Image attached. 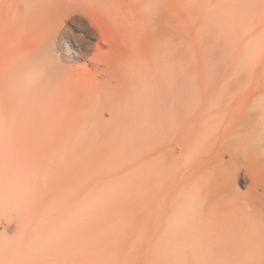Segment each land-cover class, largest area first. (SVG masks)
<instances>
[{"label": "bare ground", "instance_id": "bare-ground-1", "mask_svg": "<svg viewBox=\"0 0 264 264\" xmlns=\"http://www.w3.org/2000/svg\"><path fill=\"white\" fill-rule=\"evenodd\" d=\"M195 1L0 0L1 173L31 163L63 203L96 198L99 236L133 193L139 254L155 264H264V0Z\"/></svg>", "mask_w": 264, "mask_h": 264}, {"label": "rangeland", "instance_id": "rangeland-1", "mask_svg": "<svg viewBox=\"0 0 264 264\" xmlns=\"http://www.w3.org/2000/svg\"><path fill=\"white\" fill-rule=\"evenodd\" d=\"M189 1H191V3H189L191 6H194L195 5V3L194 2H196L195 0H194V2L192 3V0H189ZM42 7H44V5H42ZM210 14V18L213 20V22L219 27V29H220V32L221 33H224V37H227V35L225 34V30H224V26H225V16L220 12V9L219 8H216V9H214L213 10V12H209L208 13V15ZM22 25H24V24H22ZM68 26H70L71 27V24H68ZM23 28H25V26H22ZM22 31H24V30H22ZM22 31H20L18 34L21 36V38H19L20 39V41H22V40H24V44H26V43H28L29 42V39H28V36H26V34H25V32H22ZM3 152H4V150H3ZM255 155L258 157V158H263L264 159V157H261V154L260 153H258V152H256L255 153ZM11 156H13V155H11ZM16 155H14L13 157H15ZM53 157L54 156H56V157H54L53 159H54V161L56 160V161H58L57 159H58V152H57V154L55 153V154H53L52 155ZM262 156H263V154H262ZM23 160V159H22ZM23 161H25V160H23ZM23 161H21L20 160V162H23ZM55 161V162H56ZM24 163V164H23ZM22 164H21V167L23 166V165H26V166H28V167H26L27 168V170H23L22 168H20V171H21V173H22V170H23V173L22 174H20V172L19 173H17L18 174V177L20 178L21 176H22V178H20V180L18 181V179L19 178H16L17 177V174H14L13 173V171L11 172V173H13V174H11L10 173V175L11 176H5L4 174H2L1 173V168H2V164L0 163V182H1V184H0V264H98L99 262L100 263H102V264H155L154 262H152V261H150V260H144L143 258H141V255L139 254L140 253V251H139V249H140V247H139V239H140V230H139V227H138V219H137V215L139 214L138 212H139V207H140V205L138 204V203H140V201L138 200V198H136V196L132 193V194H130V193H128V192H126V193H124V197L126 198V200L124 199H122V198H117V199H115L114 201H118L119 200V202H115V203H119V204H117V206H115L116 208H115V210H113L114 212H113V214H112V217L108 220V222H106L105 221V223H103L104 222V220H103V218L104 217H102L101 219L103 220V221H101L100 219V222L102 223V225H101V227L104 225L105 226V228L106 229H108L110 232H106V231H108V230H106V229H104V226L101 228V230H102V234H104L105 233V236H102L101 235V230L100 231H98L97 233H100V236L98 235V234H96L95 235V232L96 231H93L94 230V228L92 227V225H93V223L91 224V226L89 225L91 222H93V220L91 219L92 218V216L90 217V220H87V219H89V217H88V213H91V209H89V206L90 205H92L93 206V204H94V201H95V199L96 198H69V197H67L66 196V199L64 200L63 199V201H66L67 200V198L69 199V200H67V203L66 202H62V199H61V197H63V198H65V195H66V191H68V190H66L65 192L66 193H63V194H65L64 196H61L62 194H61V191H63V190H61L60 192H59V190H58V181H56V185L55 186H57L56 187V190H55V194H53V196H51V195H49V194H47V193H45L44 192V190H46V186H45V184H46V182L44 181L45 179H46V181L47 180H49V179H47L48 178V176H46L45 174H43V176L45 175L46 177H42L41 175V173H43L42 171H43V169L42 168H38V167H36L35 165H33V164H31V163H27V164H25V162H23ZM47 166H48V164H46ZM37 169H39V170H37ZM49 167V166H48ZM24 168V167H23ZM25 168V169H26ZM22 169V170H21ZM36 170L37 171H39V176H37V173H36ZM44 170H45V168H44ZM48 170V169H47ZM46 170V171H47ZM26 172V175L27 176H29V179H27L28 177L25 175V172ZM36 173V175H34L35 173ZM34 173V174H33ZM45 173V172H44ZM20 175V176H19ZM26 176V177H25ZM32 177V179H30L31 177ZM23 177H24V181L25 180H27L25 183H26V185H25V183H23L24 181H23ZM37 177H39L38 179H37ZM40 177L41 178H43V180L42 179H40ZM8 178V179H7ZM35 178V180H33ZM45 178V179H44ZM14 179V180H13ZM12 180V181H11ZM15 180H16V183H15ZM30 180V181H29ZM33 180V182H35V183H33L32 184V181ZM2 181H3V183H2ZM28 181H29V183L30 184H28L27 185V183H28ZM38 181H40V183H38ZM41 181H44V183H42ZM18 182V183H17ZM22 182V183H21ZM48 182V181H47ZM20 183L22 184V185H20ZM40 184V185H44L45 186V188L41 191L40 189H41V187H40V185H37V184ZM11 184H13L12 186H11ZM14 184H17L16 186H17V188H19V190L16 188V186L14 185ZM3 186L5 187V190L4 189H2L3 188ZM6 186L8 187V189L6 188ZM19 186H21V189H20V187ZM23 186H25L26 188H24ZM37 186V187H36ZM44 186H42V188L44 187ZM47 186H48V183H47ZM74 187H75V184L73 185ZM31 187H33V188H31ZM74 187H73V189H74ZM15 188V189H14ZM24 188V189H23ZM28 188V189H27ZM38 188V189H37ZM40 188V189H39ZM63 189V187H60L59 189ZM72 187H70L69 189H70V192H71V190H73V189H71ZM76 188V187H75ZM4 191H2V190ZM26 189V190H25ZM29 189H32V190H29ZM34 189V190H33ZM36 189H37V191H36ZM65 189H68V188H65L64 187V190ZM11 190H12V193H11ZM14 190H16L15 191V193L13 192ZM23 190L25 191V192H23ZM29 190V191H28ZM58 190V191H57ZM9 191V192H8ZM20 191V192H19ZM23 193H22V192ZM33 191H36V192H33ZM6 192V193H5ZM19 192V193H18ZM30 192V193H29ZM31 192L32 193H34V194H31ZM37 192H39V193H37ZM41 192H44L46 195L44 196V194H41ZM64 192V191H63ZM70 192H68V193H70ZM3 193V194H2ZM14 193V194H13ZM18 193V194H17ZM41 194V195H43L42 197L44 198V201H43V199H42V197H40L41 195H39V198H36V197H38V195L37 194ZM30 194V195H29ZM59 194H61V195H59ZM9 195H11V196H9ZM14 195V196H13ZM20 195L22 196V197H20ZM24 195V196H23ZM29 195V198H27V196ZM32 195H34V196H32ZM37 195V196H36ZM7 196V197H6ZM14 198H13V197ZM19 196V197H18ZM57 196H60V197H58V198H60L61 200H59L58 198H56ZM70 196V195H69ZM5 197V198H4ZM9 197H10V199H9ZM18 197V198H17ZM30 197H31V200H30ZM49 197V198H48ZM51 197L53 198V199H51ZM16 198V199H15ZM22 198V199H21ZM24 198V199H23ZM55 198H56V200H55ZM6 199V200H5ZM11 199H13L12 200V202H11ZM33 199V200H32ZM36 199V200H35ZM47 199V200H46ZM51 199V200H50ZM81 199L82 200H84V202L82 201L81 202ZM87 199V200H86ZM106 199V198H105ZM108 199H112V200H110V201H113V198H107L106 199V201L104 200V203H102L101 201V205L102 204H105V202H107V200ZM121 199V200H120ZM136 199V200H135ZM5 200V201H4ZM16 200L19 202V203H17L16 202ZM27 200V203L26 202H24V201H26ZM28 200L30 201V202H28ZM8 201H9V203H8ZM43 201V202H42ZM47 201V202H46ZM50 201V204L48 203ZM58 201H60V203L58 202ZM78 201V202H77ZM2 202H4V203H2ZM45 202H46V204H47V206L49 207H46L45 205ZM62 202V203H61ZM77 202V203H76ZM85 202H87V203H85ZM95 202H97V201H95ZM123 203V205H121L122 203ZM125 202H127L128 204H127V206H126V204H125ZM132 202V203H131ZM11 203H12V208H11ZM21 203H22V206H21ZM41 203V204H40ZM53 203V205H51ZM74 203V204H73ZM112 203V202H111ZM8 204V205H7ZM18 204V205H17ZM27 204H31V206L30 205H27ZM37 204H38V208H37ZM55 204H57V206L55 205ZM61 204H62V206H61ZM67 204V205H66ZM69 204V205H68ZM70 204H72V205H70ZM100 204H98V206H97V208L100 206ZM15 205V206H14ZM21 207H20V206ZM25 205H27L28 206V208H27V206H25ZM81 205V206H80ZM84 207H83V206ZM106 205V204H105ZM130 205V206H129ZM7 206V207H6ZM17 206V207H16ZM24 206H25V208L26 209H24ZM36 206V207H35ZM50 206H52L51 208V210H50ZM58 206H60V209H59V207ZM64 206V207H63ZM69 206H70V208H69ZM121 206L123 207V206H125L123 209H125V210H123L122 208H121ZM11 209H10V208ZM15 207V209L17 210H15V209H13ZM34 207H35V209H38V210H35L34 209ZM54 207H56L55 209H54ZM82 207L83 208H85V207H87V208H85L84 210L82 209ZM19 208H23L22 209V211L19 209ZM32 209V211H30L31 209ZM45 208V209H44ZM48 208V209H47ZM92 208V207H91ZM130 210H129V209ZM13 209V210H12ZM67 209V210H66ZM74 209H75V212H73L74 211ZM78 211H77V210ZM87 209V211H86V213H84L85 212V210ZM114 209V208H113ZM118 209H120V211H118ZM11 210V211H10ZM20 210V211H19ZM44 210H45V212H44ZM50 210V211H49ZM79 210H81L80 212H79ZM88 210H90V211H88ZM105 211V210H104ZM106 211H108V210H106ZM124 211V212H123ZM130 211H132L131 213H129ZM8 212V213H7ZM21 214H20V213ZM30 214H29V213ZM34 212H36V213H34ZM43 212V213H42ZM46 212H51V213H46ZM117 212V213H116ZM118 212H121L122 214H120V215H122V217H123V215L125 214L126 216H124V218L122 219V217H120V216H115V215H119V213ZM126 212V213H125ZM5 213V214H4ZM22 213H23V216H22ZM44 213H46L48 216H45L46 214H44ZM52 213L53 214H57L56 215V217L54 216H52ZM72 213H74V214H72ZM78 215H77V214ZM80 213H82V214H80ZM107 213V212H106ZM72 214V215H71ZM137 214V215H136ZM17 215V216H16ZM27 215V216H26ZM34 215V216H33ZM42 215H44V217L42 216ZM69 215V216H68ZM75 215V216H74ZM79 215H81V216H79ZM84 215H87V216H84ZM91 215V214H90ZM133 215V216H132ZM40 216H42V219L43 220H41L40 218ZM50 216H52V217H50ZM76 216H78V217H81V218H83V220L84 219H86L87 220V225H86V221L84 222L83 221V225H82V230H80L81 231V233H80V231L79 230H77V229H79L80 227H79V225H78V227L79 228H77L76 227V222L75 221H78L79 219L80 220H82L81 218H79V219H76L75 217ZM70 217L72 218V217H74L73 219L75 220H73L72 219V221L75 223H73L72 221H71V219H70ZM77 217V218H78ZM86 217V218H85ZM128 219H127V218ZM132 217V218H131ZM28 218V219H27ZM31 218V219H30ZM48 218V219H47ZM50 218H52V219H54V220H52V219H50ZM116 218H119V219H122V220H124V221H122V220H120V222H119V220L118 219H116ZM135 218V219H134ZM26 219H27V221H26ZM40 219V220H39ZM49 219H50V221H49ZM21 220V221H20ZM31 220V221H30ZM36 220H38V221H36ZM46 220V221H45ZM47 220H48V222H47ZM68 220V221H67ZM113 220V222H111ZM115 220H117L119 223L117 224V221H115ZM130 220V221H129ZM29 221V222H28ZM69 221H71V222H69ZM91 221V222H90ZM50 222V223H49ZM90 222V223H89ZM125 223V224H122V223ZM37 223H39V224H37ZM44 225H43V224ZM71 223V224H70ZM113 223H115V225H116V229H117V226L119 227L118 229V231L120 232H117L116 231V229H115V225L113 224ZM128 223V224H127ZM137 223V225H135ZM47 224V225H46ZM74 224V225H73ZM79 224V223H78ZM106 224V225H105ZM111 224H112V226L114 225V227H113V230H112V227H111ZM44 227H43V226ZM55 225V226H54ZM58 225V226H57ZM70 225H73V228L74 227H76L75 229H72V226H70ZM84 225H86L85 226V228L83 227ZM89 225V226H88ZM109 225V226H108ZM120 225V226H119ZM126 225V226H125ZM134 225V226H133ZM40 226H42L41 228H40ZM65 226V227H64ZM67 226H70L69 228L67 227ZM80 226H81V224H80ZM55 227H57L58 229L56 230V228ZM67 227V228H66ZM48 230H47V229ZM54 228V229H53ZM67 230H66V229ZM89 228H91V229H89ZM92 228H93V230H92ZM110 228V229H109ZM50 229V230H49ZM65 229V230H64ZM89 230V231H85V230ZM115 229V230H114ZM46 230V231H45ZM55 230V231H54ZM62 230H63V232H62ZM74 231L75 232V235H73L74 234V232H72V231ZM94 233V235H93V237L94 238H98V236L99 237H101L104 241H103V247L102 248H99V247H97V243H98V239L96 238V240H98V241H93V242H96L95 244L94 243H92L91 241L94 239V238H92V235H90L89 237L90 238H87L88 236H87V232H88V234H93L91 231ZM104 230H105V232H104ZM50 233H49V232ZM54 231V232H53ZM83 231V232H82ZM116 233H115V232ZM139 231V232H138ZM42 234H41V233ZM46 232H48V234L49 235H46L47 233ZM59 232H60V235H62L61 236V238L59 237L60 235H59ZM72 232V233H71ZM79 232V233H78ZM21 233V234H20ZM82 233H84L85 234V237H84V234H82ZM109 233V234H108ZM120 235H119V234ZM23 234V235H22ZM83 235V236H77V237H75L76 235ZM114 234H115V237H114ZM21 235V236H20ZM40 235H42V236H40ZM98 235V236H97ZM111 235H113V236H111ZM51 236H53V237H51ZM71 236H74L75 237V239L74 240H77L78 239V237H81V238H84L86 241L85 242H88V243H92L91 244V247H93L92 245H94V247H93V249H94V252L92 253V251H90V253H92L91 254V256H90V258L89 257H87V259H86V256L85 255H89L88 253H89V250H88V247L90 246V244H89V246H88V244H84V242H83V240L82 239H80L82 242H80L79 240L78 241H73V239H72V237ZM87 236V237H86ZM106 236H107V238H106ZM116 236H117V238H116ZM136 236V237H135ZM18 237H19V239L21 240H19L18 239ZM35 237H36V239H35ZM40 237V238H39ZM43 239H42V238ZM47 237V238H46ZM49 237H51V240H50V238ZM104 237V238H103ZM23 238V239H22ZM59 238H60V240H59ZM77 238V239H76ZM87 238V239H86ZM92 238V239H91ZM109 238V239H108ZM112 238H114V240L112 239ZM34 239V240H33ZM45 239V240H44ZM49 239V240H48ZM72 239V240H71ZM89 239H91V240H89ZM112 239V240H111ZM17 240H19V241H17ZM58 240H59V242H58ZM88 240V241H87ZM107 240H108V243H105V242H107ZM49 241H51V242H49ZM69 241H73V243H70ZM115 241H116V243H115ZM16 242V243H15ZM20 242V243H19ZM30 242H31V244H30ZM47 242V243H46ZM54 242V243H53ZM57 242V243H56ZM8 243H9V245H8ZM14 243L16 244V245H14ZM46 245H45V244ZM49 243V244H48ZM51 243V244H50ZM78 243V244H77ZM105 243V244H104ZM6 244V245H5ZM42 244H44L43 246H46L45 247V249H44V247L42 246ZM12 245V247H10ZM18 245V247L16 248V246ZM28 245V246H27ZM53 245V246H52ZM59 245V246H58ZM36 246H38V248H39V251H38V248L36 247ZM40 246V247H39ZM87 246V247H86ZM109 246V247H108ZM119 246V247H118ZM4 247L7 249V251H6V249H4ZM22 247V248H21ZM29 247V248H28ZM31 247V248H30ZM48 247H50V248H48ZM97 247V248H96ZM117 247V248H116ZM10 248V249H9ZM99 248V250H97ZM111 248H112V251H111ZM3 249H4V251H3ZM17 249V250H16ZM43 249V250H42ZM52 249H54V250H52ZM96 249V250H95ZM109 249H110V252H109ZM28 250V251H27ZM45 250V251H44ZM48 250H49V252H48ZM92 250V249H91ZM26 251V252H25ZM47 251V252H46ZM97 251V252H96ZM101 251V252H100ZM114 251H116L115 253H114ZM118 251V252H117ZM20 252V253H19ZM96 252V253H95ZM100 252V253H99ZM5 253V254H4ZM8 253V254H7ZM48 253V254H47ZM110 253H112V254H110ZM2 254V255H1ZM14 254V255H13ZM17 254V255H16ZM25 254V255H24ZM38 254H40L41 255V257L38 255ZM47 254V255H46ZM96 254V255H95ZM82 255V256H81ZM105 255V256H104ZM15 256V257H14ZM111 256H113V257H111ZM11 257V258H10ZM17 257V258H16ZM82 257V258H81ZM83 257H84V259H83ZM96 257V259H91V258H95ZM44 258V259H43ZM10 259V260H9ZM80 259H81V261H80ZM10 262H9V261ZM15 260V261H14ZM95 260V261H94ZM102 260H103V262H102ZM98 263H97V262ZM114 262V263H113ZM99 263V264H100ZM252 264V263H251ZM255 264V263H254Z\"/></svg>", "mask_w": 264, "mask_h": 264}]
</instances>
